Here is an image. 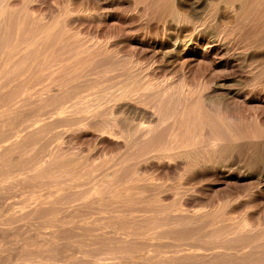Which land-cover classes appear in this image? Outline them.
I'll list each match as a JSON object with an SVG mask.
<instances>
[{"label":"bare ground","instance_id":"1","mask_svg":"<svg viewBox=\"0 0 264 264\" xmlns=\"http://www.w3.org/2000/svg\"><path fill=\"white\" fill-rule=\"evenodd\" d=\"M257 207L264 0H0V264H264Z\"/></svg>","mask_w":264,"mask_h":264},{"label":"rangeland","instance_id":"2","mask_svg":"<svg viewBox=\"0 0 264 264\" xmlns=\"http://www.w3.org/2000/svg\"><path fill=\"white\" fill-rule=\"evenodd\" d=\"M63 1H65V0H62V3H63ZM111 24L114 25L113 23L110 22L109 24H107V26H108L109 28H112V25H111ZM101 33H102V32H101ZM101 33H100V32H97L98 35H97V34H96V35H97L98 37H100V39H104V38H103V34L101 35ZM124 33H125V32H124ZM99 34H100V35H99ZM119 34H120V33H119ZM121 34H123V33H121ZM117 35H118V33H116V38H115V40L118 39L119 36H123V35H118V36H117ZM124 35H125V34H124ZM101 37H102V38H101ZM117 37H118V38H117ZM123 37H124V36H123ZM123 37H122V38H123ZM120 38H121V37H120ZM120 38H119V39H120ZM122 38H121V39H122ZM150 38L152 39V37H150ZM150 38H149V39H150ZM113 39H114V38H113ZM115 40H114V41H115ZM117 41H118V40H117ZM152 41H154V40L152 39ZM165 42L167 43V41H165ZM132 43H134V42L132 41ZM167 44H168V43H167ZM167 44H166V45H167ZM120 45H121V44H120ZM127 45H128V44H127ZM121 46H122V47H121ZM121 46H120V47H121L122 49H121L120 47H119V48H120V50H121L122 52H123L124 50L126 51L127 49H129V46H126V45H121ZM124 46H125V47H124ZM126 48H127V49H126ZM167 49H168V48H167ZM165 51L167 52L168 50H165ZM166 52H165V53H166ZM166 54H167L168 59H167V60H164V59H163V61H165V63H164V62H163V63L166 65V62L170 61V62L168 63V65L170 64V66H167L168 69L170 68L169 71H171V74L169 73V76H175V74L177 73V70H176L177 68H176V67L180 66V63H181L180 60H182V59L175 58V57H173V56H172L171 54H169V53H166ZM168 55H169V56H168ZM170 56H171V57H170ZM157 57H158V56H157ZM172 57H173V58H172ZM190 57H191V56H190ZM158 58L161 59V56H159ZM170 58H171V59H170ZM160 59H158V63H156V64H160V62H159ZM177 59H178L179 61H178ZM188 59H189V58H188ZM191 59H192V58H191ZM192 60H193V61L190 60L189 62H188V60H187V64H186L185 66H186V67H196L197 65L200 64V67H201L200 69H201V70L204 69V67H202V66L204 65L203 63H202V64L199 63V62L197 61V59H192ZM192 64H193V65H192ZM195 65H196V66H195ZM204 66H205V65H204ZM174 67H175V68H174ZM198 67H199V66H198ZM172 68H173L174 70H173ZM178 68H179V67H178ZM216 70L219 71V72H222V71H220L219 68H216ZM223 78L226 79V80H229V81L231 80L230 82H228V84H231V87L234 88V87H236V86H237V87L239 86V85H238L239 82L236 81L237 83H235V81L232 80V79H233V76H232L231 78H230V76H229V77H228L229 79H228L227 77H226V78L223 77ZM233 82H234V83H233ZM235 84H237V85L235 86ZM63 144H64V146H66V147H70V148H69V151H70V152L73 151V152H72L73 154H74V152H75V154H79V155H82V156L85 155L84 157H87V156H88V157L90 158V160H91V158H93L94 160H96V159H97V156H99L98 154L101 153V151H100V149H99V146H98V145L96 146V145L93 144V143H73V144H72V143H63ZM81 144H82V145H81ZM89 144H90V145H89ZM94 145H95V146H94ZM93 146L95 147V149H94ZM81 148H82V149H81ZM71 149H72V150H71ZM75 149H76V150H75ZM80 149H81L82 151H81ZM98 150H99V151H98ZM82 152H83L84 155L82 154ZM97 152H98V153H97ZM96 154H97V155H96ZM101 155H102V154H101ZM101 157H102V156H101ZM215 189H216V188H215ZM212 193H213V191L211 192V194H212ZM259 208H260V207H259ZM259 208L257 207V210H258V211H259V210H260V211L264 210L263 207H261L260 209H259ZM255 209H256V208H255ZM262 212H263V211H262Z\"/></svg>","mask_w":264,"mask_h":264}]
</instances>
